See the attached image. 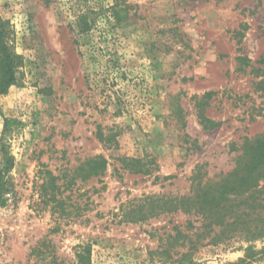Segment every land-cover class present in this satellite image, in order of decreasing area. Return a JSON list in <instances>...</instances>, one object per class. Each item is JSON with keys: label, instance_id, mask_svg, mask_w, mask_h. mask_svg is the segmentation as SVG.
<instances>
[{"label": "rangeland", "instance_id": "obj_1", "mask_svg": "<svg viewBox=\"0 0 264 264\" xmlns=\"http://www.w3.org/2000/svg\"><path fill=\"white\" fill-rule=\"evenodd\" d=\"M0 20L19 57L0 111L21 123L3 142L0 264L244 257L240 242L202 245L201 220L178 200L200 165L227 174L264 135V0H0ZM97 156L108 166L94 176Z\"/></svg>", "mask_w": 264, "mask_h": 264}, {"label": "trees", "instance_id": "obj_2", "mask_svg": "<svg viewBox=\"0 0 264 264\" xmlns=\"http://www.w3.org/2000/svg\"><path fill=\"white\" fill-rule=\"evenodd\" d=\"M4 25L0 20V96L6 95L9 89L16 85V67L19 60L18 56L10 52L6 44ZM90 29L88 23L81 25L83 32ZM0 117L4 122L0 138L1 151L6 158V166L0 170V205H4L7 201L5 195L10 192L7 175L12 167V159L4 143L12 128L20 127L21 123L6 117L1 111ZM103 138L101 134V140H104ZM236 151L240 152L236 166L227 174L207 178L205 166L200 165L192 177L191 193L178 201L185 206L186 213L201 220V226L196 228L198 230L196 236L202 245L232 242H240L244 245L240 247L245 253L244 257L228 264L264 263V135L251 140L246 139ZM119 162L123 170L132 174L149 172L146 165L138 159L120 157ZM88 163L91 167V175L94 176L104 174L108 166L104 156L91 158ZM55 180L56 178H50L47 182L45 179L40 185L43 199L46 200L48 197L45 191L47 185L51 182L53 185ZM259 241L263 243L261 248L256 247ZM194 248L193 244L191 249ZM169 253L171 251L165 249L162 254Z\"/></svg>", "mask_w": 264, "mask_h": 264}]
</instances>
